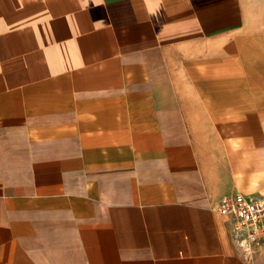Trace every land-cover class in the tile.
<instances>
[{
    "label": "crops",
    "instance_id": "obj_1",
    "mask_svg": "<svg viewBox=\"0 0 264 264\" xmlns=\"http://www.w3.org/2000/svg\"><path fill=\"white\" fill-rule=\"evenodd\" d=\"M239 192L264 196V0H0V264H264Z\"/></svg>",
    "mask_w": 264,
    "mask_h": 264
},
{
    "label": "built area",
    "instance_id": "obj_2",
    "mask_svg": "<svg viewBox=\"0 0 264 264\" xmlns=\"http://www.w3.org/2000/svg\"><path fill=\"white\" fill-rule=\"evenodd\" d=\"M219 209L232 216L234 235L246 251L264 242V196L239 192L226 197Z\"/></svg>",
    "mask_w": 264,
    "mask_h": 264
}]
</instances>
